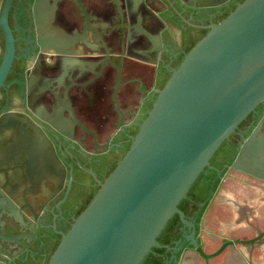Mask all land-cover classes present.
Wrapping results in <instances>:
<instances>
[{
	"label": "flooded vegetation",
	"instance_id": "af4514ba",
	"mask_svg": "<svg viewBox=\"0 0 264 264\" xmlns=\"http://www.w3.org/2000/svg\"><path fill=\"white\" fill-rule=\"evenodd\" d=\"M240 2L12 1L15 51L0 86V264L49 262L129 150L198 29ZM5 44L0 28V65ZM258 107L194 187L185 214L192 225L179 217L155 249L161 264H180L184 254L197 264H264V178L232 167L264 119ZM198 247L214 256L205 260Z\"/></svg>",
	"mask_w": 264,
	"mask_h": 264
},
{
	"label": "water",
	"instance_id": "95a60500",
	"mask_svg": "<svg viewBox=\"0 0 264 264\" xmlns=\"http://www.w3.org/2000/svg\"><path fill=\"white\" fill-rule=\"evenodd\" d=\"M12 1L0 12L6 39L0 86L15 51L7 23ZM189 1L205 7L227 0ZM207 27L47 264H141L162 246L157 238L175 214L192 225L180 202L222 143L264 102V0H244ZM232 167L264 178V119L244 139ZM196 251L205 260L214 256Z\"/></svg>",
	"mask_w": 264,
	"mask_h": 264
},
{
	"label": "trees",
	"instance_id": "16d2710c",
	"mask_svg": "<svg viewBox=\"0 0 264 264\" xmlns=\"http://www.w3.org/2000/svg\"><path fill=\"white\" fill-rule=\"evenodd\" d=\"M244 0H241V2H243ZM235 8H231L230 10L225 11V13L219 18V20H217L218 22L221 21L222 19H224L225 17H227L229 15V13L231 11H233ZM199 30V34L197 35V37L190 43V45L188 46V52L197 44V42L199 40H201L206 33L208 32V30H202V29H198ZM184 59L181 58L178 62H177V66L176 68L180 65V63L182 62V60ZM262 108L264 110V102L261 103L258 107V109ZM254 112H252L250 115H253ZM249 115V116H250ZM245 121H243L242 123H244ZM241 123V124H242ZM230 150V143H229V139L225 140L222 145L219 147V149L216 151V153L214 154V156L212 157V159L210 160V162L212 161H216L217 158L224 153L229 152ZM209 167V166H208ZM208 167H206L204 169V171L199 175V177L197 178V180L195 181V183L193 184V186L190 188L187 197L185 199H183L180 204H179V208L181 210H183L185 212L186 215L190 214L192 212V207H191V203H193V199H196L197 197L194 195V187H196L197 185L200 184V182L205 178L206 176V172ZM116 168V167H115ZM114 168V169H115ZM113 169V170H114ZM112 170V171H113ZM91 202V200L88 202L87 206L89 205V203ZM86 206V207H87ZM177 222H180L179 219V215L175 214L166 224L165 228L162 230V232L160 233V235L158 236L157 240L160 244L162 243H167L169 242V240L171 239L170 234L168 233V231L173 230L175 224ZM160 252L163 249L157 248V247H153L152 251L150 253H148L145 258L143 259V261L141 262V264H161V258L160 256L156 253H154V251ZM159 259V261H155Z\"/></svg>",
	"mask_w": 264,
	"mask_h": 264
},
{
	"label": "bare ground",
	"instance_id": "6f19581e",
	"mask_svg": "<svg viewBox=\"0 0 264 264\" xmlns=\"http://www.w3.org/2000/svg\"><path fill=\"white\" fill-rule=\"evenodd\" d=\"M183 264H197L196 258L193 257L189 260L186 259V260H184Z\"/></svg>",
	"mask_w": 264,
	"mask_h": 264
},
{
	"label": "rangeland",
	"instance_id": "374dc122",
	"mask_svg": "<svg viewBox=\"0 0 264 264\" xmlns=\"http://www.w3.org/2000/svg\"><path fill=\"white\" fill-rule=\"evenodd\" d=\"M190 255H188V257H189Z\"/></svg>",
	"mask_w": 264,
	"mask_h": 264
}]
</instances>
